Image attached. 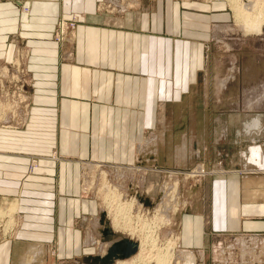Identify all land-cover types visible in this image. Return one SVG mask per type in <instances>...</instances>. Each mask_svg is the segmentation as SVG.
<instances>
[{"label":"crops","instance_id":"1","mask_svg":"<svg viewBox=\"0 0 264 264\" xmlns=\"http://www.w3.org/2000/svg\"><path fill=\"white\" fill-rule=\"evenodd\" d=\"M99 1L109 0H0V46L8 37L22 40L33 79L28 128L0 137V191L19 189L25 205L32 198L25 191L56 192L47 222L1 245L0 264H20L35 245L42 261L41 238L66 239L64 253L83 254L82 224L93 231L103 224L105 236L106 210L99 220L97 204L79 196L84 167L107 162L125 169L128 188H140L150 204L143 190L158 189L165 169L191 156L192 127L201 126V140L209 142V108L200 105L205 113H197L193 92L215 15L196 1L143 0L122 13L98 9ZM82 12L73 41L60 45L53 37L58 17ZM53 150L63 158L52 157ZM34 155L39 165L29 172ZM257 173L220 170L197 185L193 208L180 214L181 243L213 264H264V171Z\"/></svg>","mask_w":264,"mask_h":264},{"label":"rangeland","instance_id":"2","mask_svg":"<svg viewBox=\"0 0 264 264\" xmlns=\"http://www.w3.org/2000/svg\"><path fill=\"white\" fill-rule=\"evenodd\" d=\"M142 1L109 0L106 2L99 1L96 5L98 9L107 7L116 13H122V11L127 12L139 9L142 6ZM178 1L190 3L196 1L194 3L206 5L203 9L209 11L208 15L211 17L215 15V19L210 23V37L207 45H204V62L199 70V77L197 78L193 92V102L197 113L199 110L205 113V109L201 108L203 105H208L209 108L211 118L208 132L209 142L206 143L204 140H201L200 129L202 127L197 125L193 126V129L190 131V134L194 137L191 156L184 160L182 165L177 166L176 169H165L166 173L161 176L158 189L143 190V193L151 199L150 204L138 198L139 204L143 205V207L138 205V209L152 207L155 210L157 209L158 215L161 217L160 228H156V225L149 223L150 216L144 222L145 228L150 230V235L157 242L154 243L150 240L149 244L146 245L147 251L151 247L148 254L151 255L152 259L157 248L161 249L162 252L166 250L169 254L171 243L175 242V238L177 239L175 250L178 255H181V252L184 253L185 251L183 250L189 251L188 249L190 248L185 247L180 241L179 218L181 213L193 208L197 185H200L205 178L211 177L220 170H236L245 176L262 174L257 173V171L261 170L260 165L249 161L247 157L250 155L251 146L254 144L264 145V126L260 129L262 124H264V23L260 31L245 30V27L242 26L243 24L238 23L239 21H237L234 15L229 0ZM252 1H257L258 4H261L264 0ZM152 2H155V0H152ZM28 8V6L23 7L25 12ZM85 16L86 14L82 12L58 17L53 33L54 39L60 45L72 42L76 27ZM4 41V46H0V137L7 135L9 130L25 131L28 128L31 113L30 107L32 105L31 86L33 82L27 62L29 47L22 40H19V43H17V40L9 39L8 37ZM10 43H15V45L12 46ZM10 47H12L11 55L9 51ZM198 117L201 118V113L198 114ZM262 119L263 121H261ZM200 140L203 141L201 145L208 144L204 152L199 145L200 142H197ZM22 147L25 149L24 146ZM181 152L183 153L180 154L182 156L186 154L185 146ZM62 156H58L57 151L53 150L52 157L60 158ZM39 159L40 155H34V157L30 158L29 172H32L34 167L36 168L39 165ZM82 161L84 165H88V162H91L89 159ZM112 164L100 162L95 166H90L89 169L84 167L85 173L81 178L82 188L79 196L85 200H93L97 204V209L100 211L99 220L102 219V210H106L103 198L107 191H102V187L105 186V181L112 184L120 193V195H116L118 200L113 204L114 209L118 206V202H125L127 198L133 197L136 192H142L140 188L129 189L126 184L130 178H124L126 176L123 174V172L125 173V169H122V171L118 170L117 168H113ZM198 165L199 167H204L202 173ZM131 168L135 170L143 169L137 165L131 166ZM155 168L162 171L161 167ZM188 171H193L191 173L192 175L186 174ZM176 182L177 186L174 187ZM140 183H142L141 180ZM126 187L127 189H125ZM25 192L28 193V196L32 197L27 205L22 202L20 204L21 191L19 189L17 191H0V196H5L0 197V246L4 244L13 245L15 240L23 238L21 232L23 229L47 222L48 212H50L48 205L51 204L52 199L56 198V192L47 190L37 191L34 189ZM116 196L114 197L115 199L117 198ZM175 204H177L176 210H173V205ZM137 208H132L133 214L135 215V217L133 216L134 219H132V225L135 227L136 233L141 228V223H143L141 222L143 219H139L140 221L136 219ZM164 209L167 210V214L172 218V223L162 221V219L164 221L166 219L164 217ZM124 212H122L123 218H125L123 215ZM111 216L112 214H107L106 211L105 219L109 218L108 222L109 220L111 222ZM7 223L8 227L6 228ZM97 224V231L91 230L89 223L80 225L83 230L84 248L87 247L85 253L68 255L67 252L64 253L62 251L65 247L62 248L61 246L62 243H65L66 239H59L58 237L49 239L41 238V240H45L42 243L45 249L43 260L41 261V247L35 245L33 248L29 247L21 255L20 264L90 263L92 259H88L89 257L86 256L89 253L93 255L104 254L107 249H103V244L109 241L107 237L108 233L104 236L103 230H100L101 227L103 228V224L101 225L99 222ZM110 226L105 225L104 231L107 228L111 230L113 227L111 226L110 228ZM119 229V231L115 228L112 229L113 231L111 230L113 232V236L110 237L111 240L120 239L119 236L124 232L121 228ZM154 229H156V232ZM40 231L42 230L40 229ZM124 234L128 238L131 235ZM155 236L159 238L156 239ZM135 239V241H139L138 236ZM232 239H234V236L231 238L230 243H232ZM99 242L102 244L100 245ZM230 243H226L225 246H229ZM249 244L252 245L253 243ZM30 249L31 251H28ZM195 252L198 264L214 263L208 255L204 254V259H201L200 254H198L199 251ZM173 256L177 257V255ZM151 257L147 258V262L149 261L150 264H155V260H152ZM177 260L181 261L180 258ZM171 261L175 262L174 259H171Z\"/></svg>","mask_w":264,"mask_h":264},{"label":"bare ground","instance_id":"3","mask_svg":"<svg viewBox=\"0 0 264 264\" xmlns=\"http://www.w3.org/2000/svg\"><path fill=\"white\" fill-rule=\"evenodd\" d=\"M229 1H230L231 8L233 9L235 17L237 18V21H239L238 23H241V25L243 24L242 26L245 27V30H247V31H249V30L260 31V29L262 28V24L264 23V1L261 0L263 2L261 4H258L257 1L253 2L252 0H246V1L245 0L244 1L229 0ZM261 121H263V119ZM263 126H264V124H262L260 129ZM260 129H259V131H260ZM181 151H182V149H181ZM181 154H183V153H181ZM247 159H249V161L258 163L260 165V169H261L260 171L261 172L264 171V145L254 144L253 146H251L250 155L247 157ZM198 168L201 169V171ZM198 168H197L198 171H200L201 173L204 171L203 166L199 167V165H198ZM254 169H256V168H254ZM192 172L193 171H190V172L188 171V172H186V174L190 175ZM106 183H107V181L104 182L105 186L102 187V191H104V190L107 191L106 195L103 198V201L105 203L107 214L111 213L112 216H111V222H110V220L108 222L109 218L105 219L106 220L105 225L110 224L117 231H119L120 230L119 228H121L124 233L132 235V236L130 235L129 238L131 240L133 239V241L136 240L135 238L137 236L139 238L138 242L135 241L138 245V248H137L135 253L130 255L131 257L128 256V258H125V257L124 258H117L114 262H111L110 264H148L149 261L147 262V258L151 257V255L148 254L151 247L147 251L146 245L149 244L150 240H151V242H154V243H157V242H155L154 237L150 235V232H149L150 230L145 228L144 222H146L149 218L148 216H150L149 223L152 225H156V228H160L161 227L160 226L161 225V217L158 215L157 209L155 210L152 207H146V208H139L138 209L137 208L138 205L143 207V205H140L139 201H138V198L140 199V196H143V195H140L139 192H136V194L133 197L127 198L129 200L126 199L125 202H123V201L118 202L117 203L118 206L117 207L115 206L116 209H114L113 204L115 203L116 200H118V197L116 195H120V193L118 192L117 188L112 186V184H109V183L106 184ZM176 186H177V182L175 183L174 187H176ZM115 196L117 197L116 199L114 198ZM176 205L177 204L173 205V208H174V209L172 208L173 210H176ZM132 208H137V210H138L137 214H136V219L137 220L143 219L141 221V222H143V223H141V228L139 229V231L137 233L135 231V227L132 225V219H134V217H135V215L133 214ZM159 208H161V207H159ZM164 211H165L164 217H166V219H165V221L162 219V221L166 222V223H172V218H170V216L167 214V210L164 209ZM122 212H124L123 215L125 216V218H123ZM142 212H144V213L142 214ZM9 221H11V220H9ZM7 225H8V223L6 224V228L8 227ZM100 230H101V228H100ZM154 230L156 232V229H154ZM107 231L110 234L113 233L109 228H107ZM124 233L121 234L122 237L119 236L120 239L128 237ZM157 234H158V232H157ZM153 235H154V233H153ZM176 237H178V236H176ZM155 238H156V236H155ZM157 238H159V237H157ZM115 240H117V239H113V240L109 241L110 242L109 246ZM176 241H177V239L175 238V242H172L171 246L169 244H167L171 247V250H169V254L167 253L166 250H165L166 252L165 251L162 252L161 249L156 247L157 251H155V255H154L153 259L151 257L152 260H155V264H198L197 263V255H196V252L194 250H192V249H188L189 251L183 250L185 252L184 253L181 252V255H178L176 253V250H175V247L177 245ZM109 246L107 247V250H108ZM165 249H166V247H165ZM153 250H155V249H153ZM106 252L103 254V256L106 254ZM174 252H175V254H174ZM198 254H200V258L202 259L203 258L202 251H199ZM99 255H101V254H99ZM173 255H177V257L176 256L174 257ZM179 258L181 259V261L177 260ZM171 259H174L175 262H172ZM88 264H96V263L92 262V263H88ZM200 264H203V263H200Z\"/></svg>","mask_w":264,"mask_h":264},{"label":"water","instance_id":"4","mask_svg":"<svg viewBox=\"0 0 264 264\" xmlns=\"http://www.w3.org/2000/svg\"><path fill=\"white\" fill-rule=\"evenodd\" d=\"M104 218V216H103ZM106 232H109L106 229ZM138 245L135 241L128 237L115 240L108 248L106 254L103 255H93L90 259L91 262L96 264H109L117 258L128 257L135 253Z\"/></svg>","mask_w":264,"mask_h":264},{"label":"built area","instance_id":"5","mask_svg":"<svg viewBox=\"0 0 264 264\" xmlns=\"http://www.w3.org/2000/svg\"><path fill=\"white\" fill-rule=\"evenodd\" d=\"M58 33H59V31H58ZM58 36V35H57Z\"/></svg>","mask_w":264,"mask_h":264},{"label":"clouds","instance_id":"6","mask_svg":"<svg viewBox=\"0 0 264 264\" xmlns=\"http://www.w3.org/2000/svg\"><path fill=\"white\" fill-rule=\"evenodd\" d=\"M255 119V118H254Z\"/></svg>","mask_w":264,"mask_h":264}]
</instances>
